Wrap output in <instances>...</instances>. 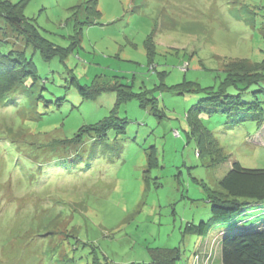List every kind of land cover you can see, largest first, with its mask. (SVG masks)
Listing matches in <instances>:
<instances>
[{"label":"rangeland","instance_id":"374dc122","mask_svg":"<svg viewBox=\"0 0 264 264\" xmlns=\"http://www.w3.org/2000/svg\"><path fill=\"white\" fill-rule=\"evenodd\" d=\"M8 1L52 44L0 100V264H223L221 229L186 227L234 162L264 168V126L217 97L232 63L264 75V0Z\"/></svg>","mask_w":264,"mask_h":264},{"label":"trees","instance_id":"16d2710c","mask_svg":"<svg viewBox=\"0 0 264 264\" xmlns=\"http://www.w3.org/2000/svg\"><path fill=\"white\" fill-rule=\"evenodd\" d=\"M23 9L24 2L15 4L8 0H0V17L3 18L4 26L0 32L6 35L14 34V41L9 42L0 36V100L20 90L30 77H34L35 82L38 81L36 64L27 56L26 48L33 45L35 51L45 53L44 47H50L52 44L33 23L29 22L23 14ZM81 23V21L77 22V33L78 30H82L81 26L79 27ZM20 38L24 43L19 42L17 46ZM226 70L228 83L222 86L221 93L217 96L221 105L226 107L223 111L231 114L235 110L238 122L255 120L257 127L262 128L264 75L258 72L260 67L250 68L248 65L232 63ZM132 95L134 94H128V96ZM243 97H251V99L244 100ZM213 112L214 110L210 113ZM109 126L107 119L101 120L98 124L90 126L88 133H98L102 136ZM83 130L80 129L73 140L67 143L85 141L84 137L88 134ZM100 131H103V134ZM73 147H76V144ZM220 185L225 191L221 196L225 197L217 194L208 197L213 216L198 224L188 223L186 231L208 236L211 230L220 228L216 242L222 247L223 264H264V225L254 227L257 225L256 219L264 214V168H247L240 162H234L232 168L220 180ZM243 214L249 216L241 220ZM245 220L255 224L246 225V223L242 226L240 223ZM152 254V262L135 264H176L179 258L178 250L172 248L154 249ZM197 259H201V254H197Z\"/></svg>","mask_w":264,"mask_h":264}]
</instances>
